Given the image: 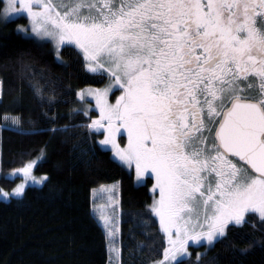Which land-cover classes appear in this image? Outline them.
Masks as SVG:
<instances>
[{
    "label": "snow or ice",
    "instance_id": "6c2138e0",
    "mask_svg": "<svg viewBox=\"0 0 264 264\" xmlns=\"http://www.w3.org/2000/svg\"><path fill=\"white\" fill-rule=\"evenodd\" d=\"M64 7L6 0L0 15L26 13L34 36L18 32L58 48L74 44L90 72L112 78L107 88L88 90L100 113L89 127L102 131L100 144L119 162L135 164L138 178L154 176L159 198L151 211L168 242L159 264H182L189 241L213 245L233 228L255 229L250 213L264 227V0H75ZM115 86L123 91L113 104ZM125 134L121 147L117 137ZM34 163L16 172L43 183L46 176H32ZM24 190L21 183L13 192ZM100 218L114 236L110 217ZM256 244L264 238L239 251Z\"/></svg>",
    "mask_w": 264,
    "mask_h": 264
},
{
    "label": "trees",
    "instance_id": "16d2710c",
    "mask_svg": "<svg viewBox=\"0 0 264 264\" xmlns=\"http://www.w3.org/2000/svg\"><path fill=\"white\" fill-rule=\"evenodd\" d=\"M21 21L3 22L0 15V188L19 181L5 173L42 154L35 171L48 178L22 197L0 201V264H107L91 193L112 182L119 184L121 264H159L166 243L151 211L153 179L137 185L134 174L100 146L103 133L89 127L97 113L76 111L78 91L102 87L107 77L91 73L75 46H64L59 60L50 43L17 31ZM65 127L67 132L52 131ZM247 218L255 229L251 223L233 228L212 247L193 248L182 264H264V244L239 251L264 238L256 215Z\"/></svg>",
    "mask_w": 264,
    "mask_h": 264
},
{
    "label": "rangeland",
    "instance_id": "374dc122",
    "mask_svg": "<svg viewBox=\"0 0 264 264\" xmlns=\"http://www.w3.org/2000/svg\"><path fill=\"white\" fill-rule=\"evenodd\" d=\"M74 2H75V0H51V3L56 6L55 10L56 11H60L61 13H63L64 11L67 10L64 7V5H71ZM5 3H6V0H0L1 10H2V8H3ZM17 7H19L18 4H17ZM15 19L16 20H23L24 19L25 20L24 22L21 21V22L18 23L17 29L18 28L27 29L28 33L31 34V21H30L29 18H27L26 13L24 15L13 14L7 19V21H5L3 19V17H2V15H1V20L3 22H8V21L15 20ZM21 33L24 34L23 32H21ZM26 36H29V35H26ZM31 36H34V34H31ZM50 44L53 47V50H54V53H55L56 57L59 60H62L61 59V55H60V50L64 46H67V44L64 45V46H61L59 48L56 46L55 42H51ZM71 45L75 46L74 44H71ZM94 74H97V73H94ZM97 75H99V74H97ZM104 75L107 77L106 85H104L102 87L85 86V87L81 88L78 91V95H77L78 103H77V106H76V111L83 112V113H85L87 115H90L93 111H95L97 114H96V116L94 117L93 120L99 119L100 113H99V109L96 107L95 97L92 96V95H89L88 94V90L89 89L95 90V89L107 88L112 83V78L107 73H105ZM122 91L123 90L119 89L118 86L113 87L112 91L109 92V96H108L109 103H113L114 104L116 99L122 94ZM81 92L84 93L83 99L79 95V93H81ZM93 131H95V130L93 129ZM95 132H97V131H95ZM100 133H102V131ZM205 135H207V133H205ZM103 139H104V135L100 139V141H102ZM100 141H99V144H100ZM117 141H118V143H120L121 147H125L126 144H127L126 134L124 135V137L122 139L118 136L117 137ZM100 146L102 148L106 149V150L111 151L113 158L118 163L122 164L121 162H119L118 159H116L114 157V153L111 150V146L110 145H101L100 144ZM44 157H45V155L42 154L41 156H39L37 158H34L33 160L29 161V162H35L33 170H32V176L35 177L36 181H41L45 177V175H39L35 171L37 165L44 159ZM29 162H27V163H29ZM122 165L125 168H127L130 172H132L134 174L135 183L137 185L144 184L146 179H147V177H151L153 179V186L151 187V193H152V196H153V202H154V200L159 198L158 189L153 191V187L155 185V178H154L153 175H151L150 173H146L144 176H141V177L138 178L137 175H136V170H135V164L134 163H133V165L131 167H129L128 165H125V164H122ZM23 166H21V167H23ZM21 167H19V168H21ZM19 168H16V169H14L12 171H9V172L4 174L5 177L8 178V179H12L13 180V179L18 178L19 181L12 189L8 190V189L0 188V189H2V191H0V201L7 202V201H10L13 198L22 197L24 194H22L21 196H16L14 194V192H13V190L15 189V187L18 184L24 183L25 184V190H26L28 187H32V186L41 187L47 181V179H46V180H44L43 183H38V182H34L32 179H29V180H27V182H25L22 173H17L16 172V170L19 169ZM13 173H16V174L13 175ZM108 188H111L112 191L111 192L107 191L106 189H108ZM25 190H24V193H25ZM4 192H7L9 195L7 197H4L3 196ZM110 197H111V199H110ZM113 201H115V203ZM153 202H152V204H153ZM152 204H151V206H152ZM91 212H92V215L96 218L97 222L103 228V231H104L105 236H106V246H107V253H108V262H107V264H121V260H120V237H119V224H120L119 184L117 182L102 184V185H100V186H98V187H96V188H94L92 190V193H91ZM102 213L104 215L110 217V221L111 222L109 224V227H112L114 225L118 229L115 232L114 236H109L108 235L109 229L105 227L104 221L100 218ZM157 219L159 221L158 217H157ZM162 233H163V235L165 237L166 248H168L167 236L164 234L163 231H162ZM217 241H215V242H217ZM215 242L213 243V245L215 244ZM201 245H205V246H207V248L213 246V245H208L205 240H201L199 243H194L192 241H189L187 254H185L182 257H179L178 259L182 260V259L188 258L191 255L192 249L196 248V247H199ZM112 248H115L117 251H112L111 250ZM166 264H175V262L169 261V262H166Z\"/></svg>",
    "mask_w": 264,
    "mask_h": 264
}]
</instances>
